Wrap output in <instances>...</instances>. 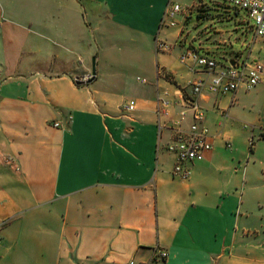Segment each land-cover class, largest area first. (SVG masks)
Instances as JSON below:
<instances>
[{"label": "crops", "instance_id": "crops-1", "mask_svg": "<svg viewBox=\"0 0 264 264\" xmlns=\"http://www.w3.org/2000/svg\"><path fill=\"white\" fill-rule=\"evenodd\" d=\"M152 1L0 0V264H264V71L200 98L212 149L174 177L176 102L202 74L169 59L185 16L155 51ZM244 56L264 70L260 40Z\"/></svg>", "mask_w": 264, "mask_h": 264}, {"label": "built area", "instance_id": "built-area-1", "mask_svg": "<svg viewBox=\"0 0 264 264\" xmlns=\"http://www.w3.org/2000/svg\"><path fill=\"white\" fill-rule=\"evenodd\" d=\"M228 8L242 11L248 20V26L252 37L260 40L264 46V0H218ZM182 9L177 4L167 3L161 25L174 26V16ZM168 45L155 39V51H166ZM179 62L186 67L189 73L202 74L201 78L194 80L186 88L180 90V98L176 102L180 106L178 117L172 122L173 135L166 146V150L174 154L176 162L172 169L174 177L188 179L190 172L187 163L201 161L206 153L212 149L210 135L204 125L205 110L200 104V98L205 94L225 95L234 94L239 88L250 91L261 80L263 67L257 62H248L245 58L238 57L228 61L219 62L201 48H186L179 56ZM170 80L167 75L163 76ZM137 81H144L137 78ZM163 97L157 98V116L167 115L166 108L170 103ZM164 110H162V109ZM126 111L134 109V102L130 101L124 108ZM189 122L185 128L181 125L186 119ZM54 127L58 124L54 123ZM165 252H159L158 258L164 259ZM126 264H138L133 260Z\"/></svg>", "mask_w": 264, "mask_h": 264}, {"label": "rangeland", "instance_id": "rangeland-1", "mask_svg": "<svg viewBox=\"0 0 264 264\" xmlns=\"http://www.w3.org/2000/svg\"><path fill=\"white\" fill-rule=\"evenodd\" d=\"M157 0H153V4ZM164 3L177 4L182 11L174 16L178 26L170 29L163 26L165 34L159 36V40L172 44V36H165L174 33L180 28L181 18L185 16V29L176 45L186 48H201L217 61L224 62L232 59L245 58L247 47L251 45L253 37L248 26L245 13L228 8L218 0H158ZM149 9V8H148ZM165 8H163L164 10ZM142 10V8L140 9ZM204 21V22H203ZM196 25V27H194ZM197 36V37H196ZM118 43V42H117ZM117 45H120L117 44ZM178 49L169 55L172 62H179ZM161 65V62L159 63ZM184 67V66H183ZM185 72L186 67H184ZM126 79L132 85L136 84L137 77L143 79L145 74L139 69L125 70Z\"/></svg>", "mask_w": 264, "mask_h": 264}, {"label": "water", "instance_id": "water-1", "mask_svg": "<svg viewBox=\"0 0 264 264\" xmlns=\"http://www.w3.org/2000/svg\"><path fill=\"white\" fill-rule=\"evenodd\" d=\"M95 76V68H94V64L92 65V69H91V76L90 78L87 80V83L91 82L92 79L94 78ZM78 84H82L83 82H77Z\"/></svg>", "mask_w": 264, "mask_h": 264}]
</instances>
